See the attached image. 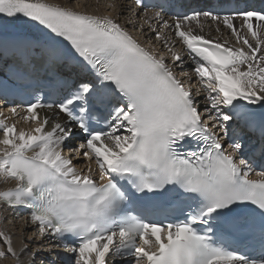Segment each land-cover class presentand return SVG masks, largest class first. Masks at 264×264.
I'll list each match as a JSON object with an SVG mask.
<instances>
[{"label":"snow or ice","instance_id":"obj_1","mask_svg":"<svg viewBox=\"0 0 264 264\" xmlns=\"http://www.w3.org/2000/svg\"><path fill=\"white\" fill-rule=\"evenodd\" d=\"M132 3L157 40L173 29L187 49L213 123H204L198 101L177 79L184 61L174 45L166 44L169 66L117 19L45 0H0V25L28 30L0 39V61L13 85L33 93L23 109L27 130L0 120V182H14L0 191V206L27 210L32 242L63 247L66 264H108L109 256L124 264H264V170L244 158L235 130L229 136L235 122L258 131L264 156V112L255 116L256 106L264 110V0H178L168 19L162 11L148 16L145 0ZM202 19L222 23L244 47L198 34L191 25L202 31ZM74 71L88 79L74 80ZM8 87L0 81V89ZM45 89L50 102L37 95ZM37 109L56 119H41ZM100 109L105 128L93 125ZM77 129L82 142L69 152L94 162L98 179L91 166L77 171L64 155ZM193 142L192 150H180ZM254 171L260 179L249 178ZM0 244V259L13 264L29 249L23 242L18 252L3 231Z\"/></svg>","mask_w":264,"mask_h":264},{"label":"bare ground","instance_id":"obj_2","mask_svg":"<svg viewBox=\"0 0 264 264\" xmlns=\"http://www.w3.org/2000/svg\"><path fill=\"white\" fill-rule=\"evenodd\" d=\"M45 2L52 3V4H58L60 6H65V7L70 6L73 8V10L86 12L87 14H90L96 17L103 18V17L108 16V17L117 19V22L119 24L124 26L126 29L127 28L130 29L131 33L136 34V36H138L139 41L144 44L145 48H148L149 46V49L151 48L153 51H155V49L157 48L156 44L155 45L152 44L153 42L152 43L147 42L150 39V35L148 32H146L145 30H142V34L139 35L140 33V30H138L139 26L136 24V21L132 20L131 16H129V13L126 10V5H125L126 3L124 2H120L119 0H102V2L104 3L103 6L96 0H79V1L75 0V3L73 4H69V0H45ZM110 4H114L115 7L110 8L108 6ZM105 11H109V13L107 14L105 13ZM125 15L130 17L129 19L130 21L127 19H124ZM131 28H133L135 32L132 31ZM207 37H209L212 40L215 39L216 42L224 43L223 39H220L214 35H211L210 33L207 34ZM145 43H147V45ZM165 59L166 61L168 60V58L166 57ZM185 81H186V78L182 80V82H185ZM199 95L206 99V93L202 89V86H201ZM197 98H199V96H197ZM256 107L258 108L259 106H256ZM17 128L18 129L24 128L25 130H27L29 126L28 127L19 126ZM9 187H12V186H10L8 183L0 182V191L5 190ZM3 210H4L3 206H0V231L6 232L9 236L12 237L13 247L19 252L24 240L25 242L29 241V243L31 244L30 245L31 249H28V252L26 254H23L20 256L21 264H32L33 253L35 254V260L37 264H39V261L42 259L46 262L45 264H47V261L50 258L49 251L46 250L47 248H45L46 251H44L43 249L36 248L35 247L36 243L32 242L33 236H32L31 230H33V225L32 224L30 225L24 219H17L16 220L18 224L17 227L14 228V225H13L12 226L13 228L10 229L8 228V225L3 222V220L7 218V214L5 215V212ZM23 220L26 222V224L23 222ZM15 229L17 230L16 232H15ZM30 232L31 234H29ZM42 248H44V245ZM0 250H6L2 244H0ZM0 263L1 264H13V260L11 257H9L8 259H0Z\"/></svg>","mask_w":264,"mask_h":264},{"label":"rangeland","instance_id":"obj_3","mask_svg":"<svg viewBox=\"0 0 264 264\" xmlns=\"http://www.w3.org/2000/svg\"><path fill=\"white\" fill-rule=\"evenodd\" d=\"M76 1H79V0H76ZM96 1H98L102 6H103V2H102V0H96ZM104 9H105V7H104ZM105 13H109V11H105ZM124 19H127V20H129L130 19V17L129 16H127V15H125L124 16ZM130 21V20H129ZM146 45H147V43H145ZM148 48H149V46H148ZM168 61V60H167ZM4 212H5V210H3ZM5 215H6V212H5ZM3 222L5 223V224H7L8 225V228H13L12 226L14 225V228H16L17 227V222H15L12 218H10V217H7L5 220H3ZM23 222L26 224V222L23 220ZM24 224V225H25ZM27 225H29V224H27ZM17 230L15 229V232H16ZM31 232H32V236H33V230H31ZM31 232L29 233V234H31ZM24 242H25V240H24ZM28 243H29V241H28ZM30 243H29V249H31L30 248ZM35 247L36 248H39V249H43L44 251H46L45 250V248H41V247H38V244L36 243V245H35ZM46 263V262H45ZM1 264V263H0Z\"/></svg>","mask_w":264,"mask_h":264}]
</instances>
